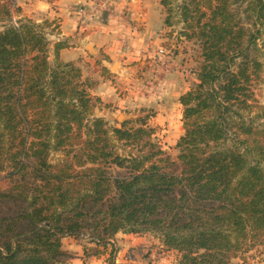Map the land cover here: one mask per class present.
Masks as SVG:
<instances>
[{
	"label": "trees",
	"instance_id": "obj_1",
	"mask_svg": "<svg viewBox=\"0 0 264 264\" xmlns=\"http://www.w3.org/2000/svg\"><path fill=\"white\" fill-rule=\"evenodd\" d=\"M174 3L160 1L164 25L178 17L203 63L179 97L171 161L144 118L107 129L79 67L58 58L67 43L51 49L48 23L16 18V0H0V264H69L62 241L85 236L83 258L107 264L117 234L157 237L176 264H231L264 245V108L251 92L264 0Z\"/></svg>",
	"mask_w": 264,
	"mask_h": 264
},
{
	"label": "crops",
	"instance_id": "obj_2",
	"mask_svg": "<svg viewBox=\"0 0 264 264\" xmlns=\"http://www.w3.org/2000/svg\"><path fill=\"white\" fill-rule=\"evenodd\" d=\"M160 1L16 0V4L21 10L19 19L48 23L51 49L56 43H67L68 47L59 52V60L79 67L81 80L91 86V96L99 100V117L106 119L105 105L118 96L117 90L127 93L122 100L127 105L142 101L131 90L164 88L170 90L164 92L167 99L174 95V90H186L182 80L175 76L176 62L172 58H168L165 67L156 63L158 51L162 49L170 54L166 43H175L164 25ZM98 3L103 8H97ZM160 80L164 87L158 86ZM142 236L145 235L117 234L110 241L116 250L114 264H153L147 257L137 260L139 250L135 245ZM62 248L73 257L69 264H107L106 255L85 260L84 248L76 240L64 239ZM255 249L264 251V245Z\"/></svg>",
	"mask_w": 264,
	"mask_h": 264
},
{
	"label": "rangeland",
	"instance_id": "obj_3",
	"mask_svg": "<svg viewBox=\"0 0 264 264\" xmlns=\"http://www.w3.org/2000/svg\"><path fill=\"white\" fill-rule=\"evenodd\" d=\"M180 1L175 0L173 6L176 3L179 4ZM17 9L19 12L20 7H17ZM18 15L19 13L16 15V18H18ZM178 20V17L174 18L173 15V19H170L172 26L169 28L166 27L168 34L173 35L175 43L173 45L166 43L165 47L170 52L169 58H172L176 62V67L173 70L175 76H178L182 80L183 87L186 90H174V95L172 97L170 96V99H167L165 95L170 93V90H165L164 88L163 90H131L130 92L139 95V99L142 101H138L137 104L133 102L128 105L127 103L122 104V100L125 99L124 95L127 93L124 90H117L118 96L112 102L105 105V109L107 110L106 119L99 117V110L97 111V109L101 108V105L99 104V100L97 102V99L91 96V90H89V95L94 106L93 115L104 119L107 123V129L120 128V124L125 121L129 123L125 127L126 129H134L139 126L136 121L144 118L147 126L154 131L152 137L153 143L159 146L169 156L171 161H175L178 156L176 144L183 134V109L179 104V98L177 96L180 97L196 87L198 84V73L203 63L200 42L195 39L179 37L183 26ZM161 81L158 83V86L164 87ZM162 87H157V89H162ZM251 92L257 106L264 108V65L260 79L251 86ZM162 94H164V97ZM116 147L118 148L119 154H124L131 150L129 147L122 146L121 144H116ZM63 157L60 154H53L50 158L52 160L51 162L54 163ZM139 240V243L135 245L136 249L139 250L137 260L141 257H147L153 264H176L177 254L165 249L157 237L147 234L139 237ZM76 241H78V246H83L86 250L92 248L87 244V236ZM130 243L135 244L134 241H130ZM136 249L133 250L135 251ZM238 259L239 261L233 264H264V251L263 249L254 248L248 253H242Z\"/></svg>",
	"mask_w": 264,
	"mask_h": 264
},
{
	"label": "built area",
	"instance_id": "obj_4",
	"mask_svg": "<svg viewBox=\"0 0 264 264\" xmlns=\"http://www.w3.org/2000/svg\"><path fill=\"white\" fill-rule=\"evenodd\" d=\"M97 8H103L102 5L99 3L97 4ZM80 13L83 12V10L79 11ZM169 54L165 50H159L156 55V63L159 67H165L166 63L168 62Z\"/></svg>",
	"mask_w": 264,
	"mask_h": 264
}]
</instances>
